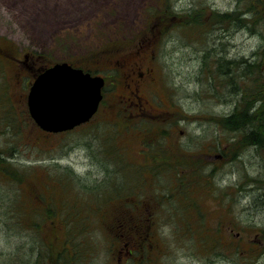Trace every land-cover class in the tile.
<instances>
[{
  "label": "rangeland",
  "instance_id": "obj_1",
  "mask_svg": "<svg viewBox=\"0 0 264 264\" xmlns=\"http://www.w3.org/2000/svg\"><path fill=\"white\" fill-rule=\"evenodd\" d=\"M164 1L0 0V46L9 57L0 67V156L18 171L26 202L33 204L34 193L47 191L55 195L56 208L65 209L40 234L31 227L19 230L0 207V264H16V259L34 264L49 248L56 253L66 247L69 253L71 237L76 239L71 247L76 244L75 250L82 252L57 264H264V151L234 155L238 142L223 122L246 104L264 113V0H168V6ZM159 5L168 9L147 20L149 10L155 12ZM187 20L194 23L183 25ZM151 35L158 37V62L170 97L159 93L143 105L152 114L132 116L125 104L119 105L118 84L92 123L49 135L37 127L27 109L33 79L26 63L40 69L68 61L89 69L107 50L148 41ZM229 61L246 78L233 87L222 80L223 69L214 68ZM7 75L17 79L5 84ZM257 91L260 96L251 101L250 93ZM124 117L139 129V136L154 138L152 144L137 143L126 134L117 152L113 125ZM257 123L264 127V118ZM120 153L125 155L122 171ZM151 153L163 167L150 172ZM183 154L186 165L181 168L175 162ZM166 161L174 164L167 167ZM150 173H155L152 179ZM143 179H150L148 197L140 194L137 200L132 193ZM6 184L0 179L4 190ZM120 186L135 201L145 199L157 220L149 227L152 241L141 244L133 256L119 252L131 238L122 228L128 214L121 211V200L109 198ZM15 191L0 200L7 201ZM101 192L107 199L102 200ZM84 194L85 203H101L102 210L81 204L76 196ZM141 211L136 210L137 218ZM27 214L29 219L38 216ZM78 219L87 224L75 230ZM64 221L72 230L64 228ZM38 259L35 264H41Z\"/></svg>",
  "mask_w": 264,
  "mask_h": 264
},
{
  "label": "trees",
  "instance_id": "obj_2",
  "mask_svg": "<svg viewBox=\"0 0 264 264\" xmlns=\"http://www.w3.org/2000/svg\"><path fill=\"white\" fill-rule=\"evenodd\" d=\"M168 0H166V2L164 1V6H168L167 4ZM165 11L168 9V7H163L161 5H159V7L154 11L149 10V12L147 13V20L149 18H151L152 16L156 15V14H160L162 10ZM185 23V24H184ZM182 23L183 25H191L194 22L191 21H186ZM7 54H4V50L3 48L0 46V67L3 65L2 63H6L8 62V58L6 57ZM232 61H229L227 63H220L218 66H214V68L216 67H220L221 69H223L224 71V75L221 76L222 80L227 81V83L229 85H231V87H233L234 85H238V81H242L241 79H245L246 78L240 74L239 71H242L241 67L238 65V69L235 71H233V66H231ZM234 67H235V63H233ZM219 68V69H220ZM227 68V70H226ZM28 71V70H26ZM4 80H5V84H8V80H16L17 76L15 75V77L10 78L8 75L7 77L4 76ZM7 78V80H6ZM220 78V77H219ZM218 79V78H217ZM215 79V80H217ZM10 83V82H9ZM237 89V88H236ZM256 93V94H254ZM252 92V94L250 93V95L252 96L253 99H251V101H253L255 98H258V96H260V92ZM245 96H247V91L245 93H243ZM244 105L243 108L241 109H237L233 114L230 115V117H226L223 119L224 122V129L227 130L228 132H230V134L234 135V140L236 142H238V146L239 148L234 152V155L237 154V151L239 150H249V149H253L257 154H261L262 155V151H264V127H260L258 126L257 121L262 118H264V113H261V109H258L256 111H252V106L251 105ZM264 109V107H263ZM133 123H131L130 121H128V119L124 118L123 120H121L118 125H113V127L115 128V133L113 135V137L111 138V140H113L112 144H117V152L118 149L120 147H123L122 143L119 141L123 136H125V140H126V134H128V137L132 138V135L134 136V139L137 141V143H139L140 141H143L146 146L151 145L154 141V138H152L151 136L148 138L145 137H141L139 136L137 133H135L136 131H139V129L135 126L132 125ZM126 127V128H125ZM7 128V126H6ZM9 128L11 129H15L13 128V126H9ZM124 132V133H123ZM161 134H164L165 131H160ZM119 135V137H118ZM221 150V149H220ZM152 154V153H151ZM153 158L151 159L150 162H148V166L150 169L149 171H153V169L155 171H157V169L159 167H163V164H159V162H155L157 160L154 159V154ZM224 155V154H223ZM125 155H123V153H120L117 155L118 159L120 160V171H122L123 167V163H121V159L124 157ZM148 155H145V157H147ZM170 157V156H169ZM168 157V158H169ZM185 154H183L182 157L179 158V161L175 162L178 163L180 165L181 168H183L186 164L182 163V161L184 160ZM135 159L133 161H131L130 164H134ZM191 162L194 163V160L191 159ZM165 164L167 167L174 164L171 163L169 161H166ZM8 162L6 161V158L3 156H0V179L6 181V185L8 187L7 190H4L3 187L0 185V192L3 195L5 193L10 192V190H16L14 193L15 196H13L12 198H8L7 201L2 202L0 200V207H4L5 211L8 213V216L10 217V219L12 220V224L15 225L16 227L19 228V230H23V229H28L29 227H31L30 229H32L33 231H35V233H40L42 234L41 229H43L44 225L47 224H52L55 223L53 222L54 219H52V217H54L55 215H58V213L64 212V208H60L59 210L56 208V203L58 202L57 200H54L55 195L52 193L51 196H48L47 191H38L36 193H34V196L31 198L33 199V204L30 202H26L24 199V196H22V192H23V187H24V182L23 180H20V176L17 175L18 171L13 170L12 167H8ZM192 164H190V167ZM202 164H199L197 166H201ZM137 166H139V164H137ZM145 167V166H144ZM16 169H18L17 167H15ZM138 168V167H137ZM174 168L179 169V167L175 164ZM140 170L142 168H139ZM138 169V170H139ZM146 169L141 170L144 171ZM173 170H168V172H172ZM121 173V172H120ZM24 174V172H23ZM122 174V173H121ZM151 175V173H150ZM173 176L176 175V173L173 172L172 174ZM182 174L179 173L178 176H181ZM155 176V173H153V175H151V179ZM58 179V178H57ZM62 180V179H59ZM150 179H148L149 181ZM148 181H145L144 179L140 181V188L138 189L139 185H135V188L138 189L137 191L133 190L132 195L139 200V196L140 194H142V197H148V195L145 193V191L148 190ZM151 182V181H150ZM153 184L157 185L156 180H154L152 182ZM48 187L49 184L47 183ZM46 187V186H45ZM134 186H132L133 189ZM123 189L118 188L117 190V195H111V194H116V193H111L108 194V197L110 199H112L111 197L114 196V198L112 200H117L120 199L121 201H119V204H122V209L121 211L124 213H127V218H126V226L124 225L122 228H126V232L127 235L129 237V234H131V238H128L129 241L124 244V248L122 247L121 251L119 252H124L127 253L128 255H134L136 254V252H138L139 246L142 244V246H146L149 245L150 242L152 241L151 236L149 235V227L157 221L153 218V214L154 212H151L150 208L148 207L146 200L144 199L143 201H135L133 198V196H129L127 195L128 193H123L122 191ZM48 192H52L51 190H49ZM157 194V193H155ZM8 195V194H5ZM106 195V193H105ZM190 197V194H188ZM101 196H102V200L103 198L107 199V195L104 196V193L101 192ZM100 196V197H101ZM104 196V197H103ZM77 199H82L81 204H84V206L86 208H89L90 205L92 204V206H97L99 207V212L102 210L103 206H101V203H94L92 201L91 204H89L88 202H84V199L86 197V195L84 194L83 196L81 195H77L76 196ZM184 199L185 197H187V193L186 196H183ZM99 198V197H98ZM150 199V198H148ZM190 199V198H189ZM87 200L88 197H87ZM103 203V202H102ZM143 209V210H142ZM136 210L141 211L140 212V218H137V216L135 215ZM84 211H86V209H84ZM31 212H36L38 214V216H35L34 219L30 218L27 213H31ZM88 211H86L85 213H87ZM14 213V214H13ZM89 213V212H88ZM197 213L199 214L200 212L197 211ZM69 215H73L74 217L81 215L82 213H76L73 212L72 214L68 212ZM89 215V214H88ZM131 219H133V222L131 224ZM139 219L140 222H138V224H136L137 220ZM79 221V225L77 226V228L75 230H77L80 227H83L84 225H86V221L81 222L82 220L78 219ZM65 222V226L64 228H66L67 231L72 230V227L69 225V223ZM63 222V223H64ZM103 225H105V223L102 222ZM136 224V225H135ZM28 226V227H27ZM146 228V229H145ZM49 229V228H48ZM140 230V235H135L137 234V231ZM129 232V234H128ZM136 232V233H135ZM76 242V239L71 237L70 241L68 240V244L70 243H74ZM67 244V245H68ZM72 244L70 245V252H66V247L62 249L61 252H56V253H51V250L49 248V252L47 253V255L44 258H40L38 259L40 261L41 264H57L56 261L64 259L66 258V256H68L70 253H72V255L75 258L79 257V254L82 252L81 250H78V247H71ZM137 244V245H136ZM223 244V243H222ZM136 245V247H135ZM215 245V243H214ZM48 246V245H47ZM127 246V247H126ZM75 248L77 250H75ZM126 248V249H125ZM133 248V249H132ZM143 248V247H141ZM117 252V251H116ZM37 259L35 260L34 264L36 263ZM13 262V261H12ZM25 263V260L23 259H16V264H23ZM13 264H15L13 262Z\"/></svg>",
  "mask_w": 264,
  "mask_h": 264
},
{
  "label": "flooded vegetation",
  "instance_id": "obj_3",
  "mask_svg": "<svg viewBox=\"0 0 264 264\" xmlns=\"http://www.w3.org/2000/svg\"><path fill=\"white\" fill-rule=\"evenodd\" d=\"M158 43V37L151 35L148 41L142 40L137 43H130L122 49H109L107 53L104 52L97 56L99 60L95 61L96 66H91L89 69L83 68L93 76L102 77L105 82L102 90L103 100L99 110L87 125L101 115L105 102L108 100L107 96L109 92L117 90L118 84L122 87L120 93H118L119 105L125 104V107L129 108L132 116L152 114L153 111L143 105H147L151 98L157 96L159 93H161L162 97L170 99L169 95L164 92L165 86L167 87V82L163 84V78L161 77L162 69L159 67L158 62ZM53 65H48V67L44 66L40 69L32 68L27 63L24 66L32 73L30 78L33 79L35 75L47 70ZM34 69H36L37 73L33 71ZM262 82L264 83V74ZM110 87H114V89H110ZM151 103L155 104L154 101H151ZM177 113L178 111L174 112L175 115ZM172 132H175V130ZM180 133L183 134L185 131H180Z\"/></svg>",
  "mask_w": 264,
  "mask_h": 264
},
{
  "label": "water",
  "instance_id": "obj_4",
  "mask_svg": "<svg viewBox=\"0 0 264 264\" xmlns=\"http://www.w3.org/2000/svg\"><path fill=\"white\" fill-rule=\"evenodd\" d=\"M103 86V78L58 63L36 77L28 95L30 113L45 131L74 129L97 112Z\"/></svg>",
  "mask_w": 264,
  "mask_h": 264
}]
</instances>
